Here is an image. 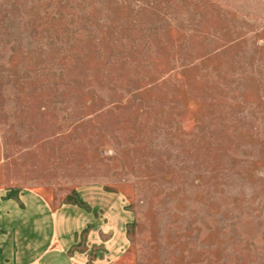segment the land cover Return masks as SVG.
<instances>
[{"label":"rangeland","instance_id":"1","mask_svg":"<svg viewBox=\"0 0 264 264\" xmlns=\"http://www.w3.org/2000/svg\"><path fill=\"white\" fill-rule=\"evenodd\" d=\"M10 189L119 198L122 264H264V0H0Z\"/></svg>","mask_w":264,"mask_h":264},{"label":"crops","instance_id":"2","mask_svg":"<svg viewBox=\"0 0 264 264\" xmlns=\"http://www.w3.org/2000/svg\"><path fill=\"white\" fill-rule=\"evenodd\" d=\"M87 194L55 203L35 189L0 192V264H122L120 199L109 207L102 191Z\"/></svg>","mask_w":264,"mask_h":264}]
</instances>
